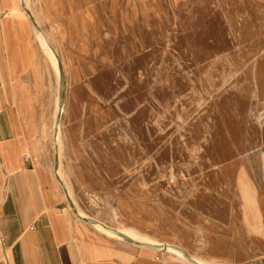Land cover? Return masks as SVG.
I'll use <instances>...</instances> for the list:
<instances>
[{"label": "rangeland", "instance_id": "rangeland-1", "mask_svg": "<svg viewBox=\"0 0 264 264\" xmlns=\"http://www.w3.org/2000/svg\"><path fill=\"white\" fill-rule=\"evenodd\" d=\"M23 2L68 73L50 152L85 222L264 257V0Z\"/></svg>", "mask_w": 264, "mask_h": 264}, {"label": "crops", "instance_id": "crops-1", "mask_svg": "<svg viewBox=\"0 0 264 264\" xmlns=\"http://www.w3.org/2000/svg\"><path fill=\"white\" fill-rule=\"evenodd\" d=\"M27 9L0 0V264H194L111 237L71 211L50 152L60 72Z\"/></svg>", "mask_w": 264, "mask_h": 264}, {"label": "bare ground", "instance_id": "bare-ground-1", "mask_svg": "<svg viewBox=\"0 0 264 264\" xmlns=\"http://www.w3.org/2000/svg\"><path fill=\"white\" fill-rule=\"evenodd\" d=\"M26 1V0H25ZM26 3V2H25ZM36 29V28H35ZM37 31L40 32V30L36 29ZM42 33V32H41ZM39 36V35H37ZM39 40H40V43L41 45L43 46L44 48V51L46 52V54L50 57V59L52 60V63L54 65V68L56 69V71L59 73V65H58V60H57V57L55 55V52L53 51L52 47L50 46V44L48 43L47 41V38L44 36V35H41L39 37ZM60 74V73H59ZM63 108V107H62ZM61 107H59L58 109V113L62 110ZM58 115V114H57ZM56 119H57V116H56ZM56 133H58V135L60 134V120L57 122L56 121ZM60 172V170H58ZM79 213L81 215H84L82 211H79ZM95 226L100 230V231H103L105 232L107 235H110V236H115V237H121L122 236L119 234V233H122L124 235H126L127 237L131 238L132 240H137V234L133 231V230H122V231H117V232H114V231H111L109 230L108 228H106L104 226L103 223L101 222H96ZM121 230V229H120ZM139 240V239H138ZM138 242V241H137ZM142 242V241H141ZM147 244V243H146ZM157 246H160V245H157ZM161 249L167 250L171 253H174L176 255H178L179 257L183 258L185 255L183 253V251H181L182 249H180L179 247L175 246V245H172V244H167V243H164L163 246H160ZM186 258V256H185ZM191 258L195 261L194 264H210L209 262L205 261V260H202V259H199L198 257H192ZM187 259V258H186ZM197 262V263H196Z\"/></svg>", "mask_w": 264, "mask_h": 264}, {"label": "water", "instance_id": "water-1", "mask_svg": "<svg viewBox=\"0 0 264 264\" xmlns=\"http://www.w3.org/2000/svg\"><path fill=\"white\" fill-rule=\"evenodd\" d=\"M24 6H25V4H24ZM27 11H28L29 15H30L31 18H32V21H33V24H34L35 28L38 29V30H41V28H40L39 25L37 24L35 18L33 17L31 11H30L29 9H27ZM52 49H53V51L55 52V55H56L57 60H58V65H59V71H60V86H61V90H60V107L62 108V107H64V102H65V72H64L63 64H62V61H61V58H60L59 54H58L57 51L53 48V46H52ZM62 114H63V111H60V112L58 113V115H57V122H58L59 120H61ZM55 132H56V129H55ZM58 168H59V154H58V152H57V155H56V170H58ZM64 189H65V193H66V195H67V197H68V199H69V201H70V205H71L73 211H74V212H75L80 218L84 219L85 221H88V222H92V223H93L92 220H90V219H88V218H85V217H82V216H80V215L78 214V212H77L75 206L73 205V202H72V200H71V198H70V196H69V194H68V190H67V188H66L65 186H64ZM104 226H105L106 228H108L109 230H111V231L117 232L115 229H112V228H110V227H108V226H106V225H104ZM117 233H118V232H117ZM119 234H120L123 238H125V239H127V240H130V241H132V242H134V243H137V244H139V245H144V246L149 247V248H152V249H161L160 246H157V245H151V244H146V243H141V242H137V241L132 240L131 238L127 237L126 235H124V234H122V233H119ZM162 250H163V249H162ZM183 253H184V252H183ZM184 255L189 259V261L195 263V261H194L189 255H187L186 253H184Z\"/></svg>", "mask_w": 264, "mask_h": 264}]
</instances>
